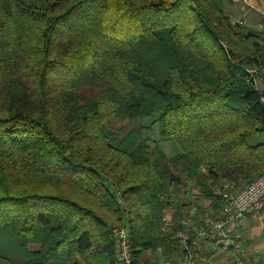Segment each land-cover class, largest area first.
Here are the masks:
<instances>
[{
	"label": "trees",
	"instance_id": "1",
	"mask_svg": "<svg viewBox=\"0 0 264 264\" xmlns=\"http://www.w3.org/2000/svg\"><path fill=\"white\" fill-rule=\"evenodd\" d=\"M226 3L0 0V264H117L110 223L133 264L171 258L166 211L219 218L213 185L264 173V107L233 64L264 60V22Z\"/></svg>",
	"mask_w": 264,
	"mask_h": 264
},
{
	"label": "built area",
	"instance_id": "2",
	"mask_svg": "<svg viewBox=\"0 0 264 264\" xmlns=\"http://www.w3.org/2000/svg\"><path fill=\"white\" fill-rule=\"evenodd\" d=\"M230 1H242L264 13L258 8L259 0ZM242 21L245 23V20ZM233 64L245 74L246 81L257 92L264 107V60L255 65L234 60ZM201 170L207 171L205 167ZM212 193L219 198V218L208 213L200 218L191 216L182 222L180 228H176L172 221V209L164 213L160 233L169 237L173 254L171 258H166L163 249H159L155 264H244L248 260L243 231L251 217L264 216V173L242 188L222 181L213 185ZM109 228L117 264H133L132 243L127 227L110 224Z\"/></svg>",
	"mask_w": 264,
	"mask_h": 264
},
{
	"label": "rangeland",
	"instance_id": "3",
	"mask_svg": "<svg viewBox=\"0 0 264 264\" xmlns=\"http://www.w3.org/2000/svg\"><path fill=\"white\" fill-rule=\"evenodd\" d=\"M257 5L259 9H262L264 11V0H259ZM226 6L230 14L231 21L233 23H237V20L242 19L245 20V24L247 26H250L255 29H260L262 27V23L264 22V13L263 12L261 13L258 9L250 8L242 1L234 3L227 0ZM149 125H150L149 119H144L143 121L140 120L130 121L127 119L119 120L116 119L115 117H112L108 121V127L113 129H122L125 131L124 134L129 133L133 129L142 128L144 129V137L149 138L151 141H158L159 146L163 149V151L167 156L171 157L176 155L179 151V146L173 140L160 139L158 137V126L153 127V129L150 131L147 129ZM207 204L209 205L208 201L202 200L196 202L195 206L204 208L206 207ZM123 226L127 227V224L123 223ZM149 254L155 257L157 256L152 252H150Z\"/></svg>",
	"mask_w": 264,
	"mask_h": 264
},
{
	"label": "crops",
	"instance_id": "4",
	"mask_svg": "<svg viewBox=\"0 0 264 264\" xmlns=\"http://www.w3.org/2000/svg\"><path fill=\"white\" fill-rule=\"evenodd\" d=\"M243 242L248 250V260L244 264H264V216L249 219L248 225L243 231ZM211 251L214 252V250ZM155 258L151 254L145 256L150 264H155Z\"/></svg>",
	"mask_w": 264,
	"mask_h": 264
}]
</instances>
